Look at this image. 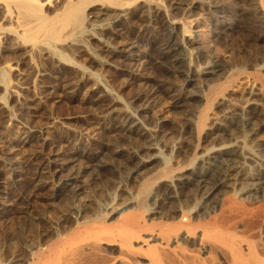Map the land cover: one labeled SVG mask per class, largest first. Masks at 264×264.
<instances>
[{"label": "rangeland", "instance_id": "374dc122", "mask_svg": "<svg viewBox=\"0 0 264 264\" xmlns=\"http://www.w3.org/2000/svg\"><path fill=\"white\" fill-rule=\"evenodd\" d=\"M152 1H158L162 11L153 10L154 14L151 13L152 27L147 35L151 38L154 36L157 41L163 38L157 27L158 19L160 21L167 15L172 19L180 17L166 14L169 8L167 0ZM244 8L243 0H223L216 9H211V13L180 19L186 33L197 38L191 46L183 43L185 48L202 52L208 59L218 60L224 65V72L220 76L193 77L194 80L186 87L182 78L173 79L179 89L185 88L184 94L195 95L193 99L176 108H172L168 101H159L145 113L137 111L146 107L147 102L134 101L133 98L142 94L143 90H150L151 84L154 85L162 75L159 69L148 63L149 56L154 57L155 53L151 48L139 44L135 54L143 55L147 49V55H144L141 64L128 65V69L127 65L122 66L106 51V45L108 49L110 45L118 46L121 41L120 36L113 34L115 29L123 36L131 34L130 20H121L116 26L109 17H104L102 21L90 19L86 24L89 32L78 37L76 44L72 41L73 44L54 48L64 61H68L63 66L57 57L49 60L37 53L32 55L29 46L23 44L18 47L8 40L9 48L14 49L6 55L1 54L0 83L3 87L18 85L25 91L19 94L18 99L0 91V209L3 204H10L7 213L0 218V264L17 260L24 262L34 245H44L39 234L50 230L51 223L58 218L65 203L57 201L59 206L56 204L53 208L43 201L51 197L54 187L71 171L79 172L76 185L81 191L74 201L81 210L78 221L97 218L109 224L116 220L108 217L127 205L126 211L145 215L137 206L140 207L145 201V206L153 207L151 197L165 193L163 184L182 169L197 166L199 160L211 150L232 149L234 153L230 156L240 166L242 180L256 177L260 171H264V103L260 111L263 126L257 140L252 139L250 132L244 129L239 116L233 125L227 127L229 132L223 137L213 133L215 121L225 110L218 104L242 108L253 97L250 93H258L259 97L264 98V50L257 46L256 40L263 36V32L250 30L244 24L240 15ZM157 15H161V19ZM102 24L107 28L104 31L99 29ZM2 42L0 39V50L5 46ZM30 54L34 66L36 64V69L45 73V78L40 80L36 77L35 67L26 60ZM191 62L195 69L203 67L202 60L193 56ZM146 63L152 67H144ZM14 69L20 74L17 75ZM121 69H131V72L139 73L143 78L134 74L135 77L130 78L128 73H120ZM56 77H59L57 95L67 85L71 87L68 90H74L60 102L49 96L51 89L43 84ZM91 90H97L93 94L95 97H106L104 105L109 109L108 118L104 119L102 113L99 114L95 107L89 105L87 100ZM29 100H33L31 105ZM27 102L33 109V115L25 114ZM127 112L136 115L139 126L134 127L130 135H120L118 126ZM43 138L49 140L50 148L44 146ZM51 153L54 155L52 162H47L46 158ZM141 159L153 163L141 174L133 176L134 166ZM56 164H61L65 169L54 172ZM39 168H42V175L38 174ZM209 177L212 182L218 176L214 173ZM261 186L259 193L248 196L249 188L257 186L249 184L241 187L233 181L229 182L216 193L214 201L217 200L218 205L204 221L223 218L233 237L252 241L258 249H264V186ZM201 197L191 189L176 203L179 216H175V219L155 217L150 222H171L170 225L186 222L194 215ZM27 213L39 217V222L31 228L25 225ZM59 231L63 230L60 228ZM13 238L14 241L9 243ZM180 245L189 251L202 252L198 244L181 242ZM214 251L212 248L211 264H226L225 257L219 253L215 255L217 252ZM117 254L113 248L105 255L116 258Z\"/></svg>", "mask_w": 264, "mask_h": 264}, {"label": "bare ground", "instance_id": "6f19581e", "mask_svg": "<svg viewBox=\"0 0 264 264\" xmlns=\"http://www.w3.org/2000/svg\"><path fill=\"white\" fill-rule=\"evenodd\" d=\"M206 1L167 0L169 8L166 14L183 19L198 16L201 13H211V9H216L223 0ZM243 1L245 8L240 15L244 24L250 30L256 29L263 32V36L255 39L258 42L257 46L264 50V0ZM158 3V1L153 2L152 0H54V2L50 0L47 3L43 0H0V39L3 40L2 43L5 45L0 50V58L1 54H8L9 51H13L14 48H9V40L10 43L11 41L14 42V45L16 43L18 47L23 44L29 46L32 55L37 53L41 58L44 57L49 60L57 57V61L63 66V63H66L67 60L64 61L63 56L58 54L56 49L65 44H73L72 41L76 44L78 37L89 32L86 24L90 19L102 21L104 17H109V19H113L116 26L121 20L127 22L130 20L131 34L123 36L115 29L113 34L120 36L121 41L118 46L110 45L108 49L106 45V51L113 58H116L122 66L123 64L134 66L138 63L141 64L144 55H147V49L151 48L155 56L152 57L148 54L150 58L148 63L162 72L161 77L154 85L151 84L150 90H143L142 94L133 98L134 101L143 100L147 102L146 107L142 105L143 109L139 108L137 112L145 113L151 106H154L153 104L159 101H168L172 108H176L192 100L195 95L184 94L186 91L183 89L185 88L179 89L173 83V79L182 78L184 80L183 86L186 87L188 83L194 80L193 77L220 76L225 67L218 60L208 59L207 55L202 52L196 50L193 52L185 48V45H193L197 38L186 33L187 31L184 30L180 19H172L168 15L163 16L161 19V15H157L161 19L160 21L158 19L159 26L157 27H159V33L163 35V38L156 41L154 36L151 38L147 35L152 27L151 13H153V10L162 11L161 5L159 6ZM164 13L163 15H165ZM152 19L154 18L152 17ZM99 29L104 31L107 28L102 24ZM100 40L102 39L100 38ZM139 44H143L147 48L143 55H140L141 53L135 54ZM54 48L56 49L54 50ZM30 55L27 56L26 60L28 63L30 62V65L32 63L33 67V58ZM191 56L199 61L202 60L203 67L201 69L194 68ZM258 60L260 59L258 58ZM149 65L146 63L144 67ZM130 66H128V69ZM34 67L36 69L37 65L35 64ZM37 69L36 77L40 80L45 78V73ZM14 70L17 71V69ZM120 73H128L127 75L130 78H133L134 75L143 78V75L133 73L131 69L130 71L121 69ZM16 74L19 75L20 73L17 71ZM58 80L59 77H56L54 80L43 84L44 87L51 89L49 96L60 102L63 97L68 93L71 94L74 90H68L71 87L67 85L63 88L64 90H60V95H57L59 92V90H56ZM22 89L23 87L14 84L3 87L0 83L2 93L11 94L17 99L19 94L21 95L25 91ZM96 91L91 90L89 92L90 95L87 101L92 106L91 108L95 107L99 114L102 113L104 119L108 118L109 109L108 106L104 105L106 97H95L93 94ZM250 95L255 98L249 96L250 99H246L245 105H241L242 108L229 106L226 103L218 104L223 108L225 107V110L214 123V132H212L216 133V136L223 137L226 135L229 132L227 127L233 125L236 117L239 116L241 125L250 132L252 139H258V133L263 126V121L260 120V111L263 109L264 98L259 97L258 93H250ZM28 102L31 105L33 100ZM28 102L27 106L24 104L26 108L23 107L26 116L33 115V109L28 106ZM124 118L118 126V131L121 132L120 135H130L133 128L139 126V121L136 115L131 112L125 113ZM1 138L2 134L0 133V140ZM46 138H43V144L45 147H49L50 142ZM228 149L211 150L203 159L199 160L197 166L177 172L168 182L162 185L165 193L160 196L154 194L155 196L151 197L153 207L149 208L150 206L147 205L146 207L143 200L144 203L140 204V207L137 206L138 209L141 208L146 213L145 215L141 212L126 211L127 205L108 217L111 220H116L112 224L104 223L97 218L78 221L81 210L74 201H76L81 191L76 185L79 180V172L71 173V171L61 183L54 187L51 197L47 201H43L47 206L53 208L57 201H62V204L65 203L61 211L59 210L58 218L51 223L50 230L39 234V238L44 240V245H34L24 262L17 260L9 264H211V259L213 260L212 248L215 249L214 252H217L215 255L219 253L225 257L226 264H264V249H258L252 241L233 237L230 230H228L229 223L227 227L224 220H222L223 218L219 220L215 218L211 222L204 221V218L209 216L218 205L215 202L217 200L214 201L216 193L229 182L233 181L234 184L241 187L249 184L257 186L253 189L249 188L246 193L248 196L259 193L262 190L261 185L264 186V171H260L256 177L244 178V180L240 178V166L238 167L237 161L230 156L233 150ZM53 153L46 158L47 162H52ZM141 160L134 166L133 176L141 174L142 170L153 163L151 160ZM53 168H55L54 172H61L64 167L61 164H56ZM42 173V168H39L38 174L42 175ZM214 173L218 177L211 182L209 176ZM191 189L202 196L201 203L191 219L186 222L172 223V225H170L171 222L170 224L152 223V219L154 220L155 217L175 219V216L179 213L176 203ZM223 206L226 207L225 204ZM9 207L10 204L8 203L2 205L0 218L7 213ZM38 218L33 217L32 214L28 215L25 225L31 228L33 224L39 222ZM60 228L63 230L62 232L59 231ZM14 239H10V242H8L11 243ZM181 242L190 245L198 244L201 246L202 252L189 251L180 245ZM113 248L117 250V257L109 258L105 254L110 253Z\"/></svg>", "mask_w": 264, "mask_h": 264}]
</instances>
